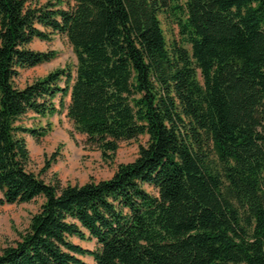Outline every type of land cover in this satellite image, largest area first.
Returning a JSON list of instances; mask_svg holds the SVG:
<instances>
[{
  "label": "trees",
  "instance_id": "16d2710c",
  "mask_svg": "<svg viewBox=\"0 0 264 264\" xmlns=\"http://www.w3.org/2000/svg\"><path fill=\"white\" fill-rule=\"evenodd\" d=\"M55 35L74 65L16 87ZM30 112H65L106 162L147 142L109 179L46 183L24 135L52 127ZM39 197L0 264H264V0H0V207Z\"/></svg>",
  "mask_w": 264,
  "mask_h": 264
},
{
  "label": "rangeland",
  "instance_id": "374dc122",
  "mask_svg": "<svg viewBox=\"0 0 264 264\" xmlns=\"http://www.w3.org/2000/svg\"><path fill=\"white\" fill-rule=\"evenodd\" d=\"M30 1L44 4L48 0ZM162 26L168 42L170 43L173 39L178 42L175 26L165 20H162ZM30 48L42 52L54 50L57 56L50 63L21 71L14 81L18 88H23L57 68L66 65L72 66L75 63L72 49L62 36L55 35L50 42L35 40ZM65 102L68 103L67 98ZM55 104L58 106V99H55ZM20 122L28 128H40L48 123L52 127L51 132L39 141L24 135L30 156L28 170L46 183H52L54 177L62 185H83L90 180L109 179L120 164L132 162L137 157L139 146H145L147 142L145 136L136 140L119 142V148L113 159L106 162L96 148L86 143L84 135L74 133L72 124L65 117V112L47 118L30 112L23 116ZM47 162L50 163V166L46 169ZM145 189L149 193L155 194L152 187L146 186ZM42 202L43 199L39 197L30 203L0 207V251L7 245L13 244L18 239V233L27 229L31 216L39 210ZM72 242L84 249L93 250L96 247L95 242H82L76 238H73ZM84 261L88 264L93 262L90 258H84Z\"/></svg>",
  "mask_w": 264,
  "mask_h": 264
}]
</instances>
